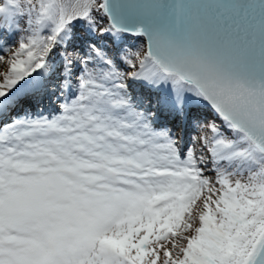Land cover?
I'll use <instances>...</instances> for the list:
<instances>
[{"label": "bare ground", "instance_id": "6f19581e", "mask_svg": "<svg viewBox=\"0 0 264 264\" xmlns=\"http://www.w3.org/2000/svg\"><path fill=\"white\" fill-rule=\"evenodd\" d=\"M89 5L88 0H62V30L54 41L51 34L44 33L40 40L32 39L29 44H22L23 60L14 64L15 70L11 73L0 72L4 78L0 82V94L36 72V77H32L24 86L16 87L14 96L7 102L1 103L0 100V125H5L0 130V264H77L80 260L81 263L88 261V264H92L90 248L101 259L104 260L105 256L112 259L113 245L132 242L143 233L141 225H148L146 238L149 241L159 238L158 233L168 235L174 229L175 216L168 214L178 211L176 196L171 198L165 195L167 193L149 194L148 191L153 188L152 182L156 180L157 173L165 172L163 177L179 172V176L197 183L209 181L206 170L236 176L248 171V152L245 149L248 140L240 133H237L236 142L232 146L229 144L231 139H220L218 142L214 139L215 134L200 137L203 130L197 132L199 126L192 121L197 127L196 135L192 140L186 138L187 143L181 145V148H188L186 156L190 164L185 168L181 166V161L166 153L164 147L167 140L163 137L166 134L159 135L151 131L146 125L147 121L138 112L129 111L131 114L126 113V116L118 119L116 112L106 107L102 110L99 104L92 103L96 98L92 96L94 92L100 96L106 95L98 91V87L96 89L97 82L110 78L116 80V86L111 90L119 99V92L124 91L129 96V90L121 79V70L103 67L102 58L89 59L93 48L100 50L107 59L110 52L121 54L126 41L122 37L115 48L108 49L103 45L104 39L101 36L96 39L93 32L87 31L79 17ZM91 11L92 8L88 17ZM18 21V18L0 13L1 67L7 68V63L3 65L1 58L16 42ZM76 27L81 32L75 31ZM96 41L101 44H94ZM43 49L48 51L45 56L42 55ZM61 57L66 59V66L61 64ZM122 57L127 55L123 54ZM121 63L129 64V60ZM147 68L153 73H139L134 79L138 83L146 79L143 82L145 89L138 88L135 94L145 98L142 108L146 107L147 101L153 103L151 96L146 95L147 87L157 85L161 76L153 63L149 62L144 71ZM73 73L77 76L71 78ZM167 78L171 80L169 87L174 88L171 101L159 107L160 102L154 100V103L158 102L160 118L156 117L151 122L175 126L172 119L161 117H166L168 111L169 117L170 114L180 116L185 140L187 130L194 131L190 121L196 112L193 108L183 110L181 107L183 103H195L198 93L191 86L184 89L182 84L175 85V76L169 75ZM149 82L150 85L146 84ZM57 88L61 93L56 92ZM55 96H61L60 101L68 103L66 106L60 105L63 113L59 115L51 107H55L51 103ZM134 99L141 102L135 96ZM40 108L46 114L54 113L57 117H48L46 121L32 119ZM13 115L15 117L11 119ZM195 116L199 117L197 114ZM59 119L71 121L73 131L69 130V134L65 135V131L60 130ZM213 139L218 142L217 145L212 143ZM71 142L73 145H69ZM47 151L49 154H43ZM57 152L60 153V159ZM129 156L137 158L138 162L134 163L136 167L125 160ZM19 160H25L27 166L22 168V164L19 167ZM201 172L204 176L199 177ZM53 177L63 184L49 186ZM139 181L143 183L142 188ZM140 189L143 193H139ZM112 197L131 198L130 207H134L133 213L126 215L129 219L119 211L126 205H113ZM69 200L73 208L71 212ZM158 200L161 202L154 204L152 209L148 208L150 203ZM41 208L50 211L45 212ZM160 218L164 225L155 229L154 225ZM135 222H139L140 226L135 225L133 229ZM112 228L116 229L115 232L124 230V239H116L114 244L103 243L101 250L95 241L88 242L86 239L97 235L107 236ZM74 235L80 238L82 244L75 245L74 258L64 262L66 256L63 251L69 250V241L74 243ZM107 248L111 252L108 253Z\"/></svg>", "mask_w": 264, "mask_h": 264}, {"label": "rangeland", "instance_id": "374dc122", "mask_svg": "<svg viewBox=\"0 0 264 264\" xmlns=\"http://www.w3.org/2000/svg\"><path fill=\"white\" fill-rule=\"evenodd\" d=\"M61 2L62 0H0V13H6L8 16H11V18H18L19 20L16 25L18 26V32L17 35H15L17 37L16 42L10 46L8 52L1 58L3 65L5 62L7 63V68L0 66V72L7 71L11 73L15 70L14 64L23 60L21 59L23 58L21 57L24 48L23 45L29 44V40H40L43 34L47 33V35L51 34L52 42L54 41L62 30L63 14ZM88 3H90V5L84 9V12L80 13L79 19L84 22L81 24H84L87 31L93 32L96 36L103 35L102 37L105 39V44L110 49L116 47L120 39H117L118 34L109 33L108 20L103 13V2L100 0H88ZM91 8L93 11H91L88 17L87 15ZM75 31H79L77 27ZM77 34L80 35L79 33ZM125 40L126 44H132L130 45L131 48L126 46L123 50L125 51L123 54L127 55V57L123 58L129 60V64L126 66H121L118 62L123 56L122 53L118 55L109 53L110 57L107 59L101 54L100 50L93 48L91 55H89V59L102 58L101 65L103 67H112L111 69L114 71L121 70V78L124 80V84L128 82L131 74H135L131 66L138 67L137 71H139L143 66L148 65L149 62L146 57V47L143 40L128 37H126ZM96 44L100 45L101 43L96 42ZM47 52L48 51L43 49L42 55H47ZM62 61L61 64L65 65L66 59L62 58ZM70 64L69 61V65ZM74 76L77 75L73 73L71 77ZM2 80H4V78L0 76V82H3ZM108 81L109 80L97 82L96 89L98 87L97 90H101V92L106 95L100 96L97 92H94L92 96H96V98H94L95 101H92V103L95 102L99 104L102 110L106 107L116 112L118 119H122L121 116L123 115L126 116L127 114H131L129 111H134V113L138 111L139 116L142 115V117L147 120L146 125L151 131L159 133V135L166 134V136H163L167 140L165 142L166 147H164L166 153L168 152L171 158H176L181 161V164L183 163L182 165L180 163L177 164L181 166L184 165L185 168L189 167L190 163L186 156L188 148H181L180 146L182 143L181 119L172 114H170L169 117L168 111L166 117L162 116L161 119H172V123L175 124V126H168L166 123L160 125L153 124L151 120H154L156 116L160 118V116H158L160 111L157 110V108L154 109V107H149L145 118V112L141 107L142 104L132 103L130 100L131 97L124 96L123 92H119L118 94L121 99L117 98L115 93L111 90V88L116 86V80H111L110 78V82ZM56 92L61 93V90L57 88ZM57 97L58 96H55L51 99V103L55 104V107H51L55 109L56 115H59L63 113L61 112L60 105L66 106L68 103L61 102V96H59V98ZM141 103L143 102L141 101ZM139 108H141V111ZM150 111L152 112L150 113ZM206 113L207 114L203 115L204 120L202 121L204 122L199 125L201 130H203L199 136L211 137L215 134V140L220 142V139H231L233 146L238 136L237 132H234L231 127H226L223 123L216 122L218 117L210 113V111ZM49 114L50 113L46 114V112H41V108L38 110V115L41 117L40 119L47 118ZM51 115L53 116L54 113ZM39 116L36 115L33 117L38 118ZM139 116H137V118ZM14 117L15 115L11 116V119ZM59 122L61 131L73 129V127H71V121L59 119ZM137 130L139 129L137 128ZM75 132H77V130H75ZM192 135L193 130H187L185 138L192 139ZM215 140L212 143L217 145L218 142ZM63 144H65V142ZM69 145H73V142L69 143ZM55 148L58 149L57 147ZM141 148L143 147H139V149ZM245 149L248 152L246 164L249 167L247 172L239 176L233 175L232 173L229 175H222L218 172L213 173L212 171L206 170L209 173L208 182L200 181L192 183L188 178L184 179L179 176V172L175 174L169 173L171 176L165 175L163 177L162 174L165 172L157 173L156 180L152 182L153 188L148 191L149 194L167 193L165 195L171 196V198L174 195L176 196L179 203L178 211L168 214L169 216H175L173 218L176 219L174 229H172L168 235L164 234V232L158 233L157 236H159V238L149 241L146 238L148 235V225H141L144 228L143 233L138 235L132 242L126 243L127 245L114 244L113 241H116V239L121 241L125 237L124 230L115 232V228H112L110 234L107 236L97 235L94 238L85 237L88 242L89 240L95 241V243L100 246L103 242L107 241H111L114 244V257L112 259L105 256L103 260L97 255L96 251L90 248L89 253L90 255L92 253L93 256L90 262L92 261V264H228L232 256H237L241 259V264H244L254 244L264 232V156L257 151L249 139ZM112 151L113 150H111V152ZM43 154H49V152L47 151ZM56 155L60 159V153L57 152ZM125 160L128 161L130 165H134V163L138 162L137 158H132L130 156L126 157ZM22 162L23 161L19 160L18 163L21 165ZM24 166H26V164L23 165V167ZM134 167H136V165H134ZM197 169H199V166ZM202 176L204 175L201 172L199 177ZM56 184L60 186L63 182L61 180L55 181L53 177L52 183H49V186H55ZM138 184L140 188L143 187L141 181H139ZM139 193H143L141 189ZM132 194L135 193L132 191ZM130 200V197H112V201L114 202L113 205H126L119 210L125 217H127L126 215L129 213H133L134 206L130 207ZM160 202L159 200L154 201L148 205V208L152 209L154 204ZM41 209L45 212L50 211L47 208ZM72 210V204L69 200V212ZM129 218L130 217H127V219ZM72 223L73 221L70 224ZM135 225L140 226V223L135 222L132 226L133 229L136 228ZM163 225L164 221L160 218V220H157L154 228L157 229ZM246 229H249L251 233L249 237L244 238L242 234ZM73 238L74 243L69 241V250L65 249L63 251V254L66 256L64 262L73 259L76 254L75 245L82 244L80 238H77L76 235H74ZM138 259L140 261H138ZM88 263V261L81 263L80 260L77 264Z\"/></svg>", "mask_w": 264, "mask_h": 264}, {"label": "water", "instance_id": "95a60500", "mask_svg": "<svg viewBox=\"0 0 264 264\" xmlns=\"http://www.w3.org/2000/svg\"><path fill=\"white\" fill-rule=\"evenodd\" d=\"M103 13L109 33L145 42L158 81L191 86L192 108L206 104L264 155V0H103ZM246 264H264V234Z\"/></svg>", "mask_w": 264, "mask_h": 264}, {"label": "trees", "instance_id": "16d2710c", "mask_svg": "<svg viewBox=\"0 0 264 264\" xmlns=\"http://www.w3.org/2000/svg\"><path fill=\"white\" fill-rule=\"evenodd\" d=\"M250 233H251L250 230L249 229H246V230L243 231L242 236L244 238L249 237L250 236ZM191 264H194V263H191ZM228 264H241V259L239 257H237V256H232L229 259Z\"/></svg>", "mask_w": 264, "mask_h": 264}]
</instances>
